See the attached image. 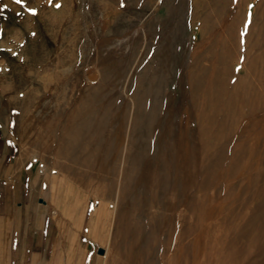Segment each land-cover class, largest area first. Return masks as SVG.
<instances>
[{
    "label": "rangeland",
    "instance_id": "374dc122",
    "mask_svg": "<svg viewBox=\"0 0 264 264\" xmlns=\"http://www.w3.org/2000/svg\"><path fill=\"white\" fill-rule=\"evenodd\" d=\"M0 135L57 264H264V0H0Z\"/></svg>",
    "mask_w": 264,
    "mask_h": 264
},
{
    "label": "crops",
    "instance_id": "0c3cea01",
    "mask_svg": "<svg viewBox=\"0 0 264 264\" xmlns=\"http://www.w3.org/2000/svg\"><path fill=\"white\" fill-rule=\"evenodd\" d=\"M25 163L17 141L0 135V264H57L53 218L41 198L33 202L32 186L23 182Z\"/></svg>",
    "mask_w": 264,
    "mask_h": 264
},
{
    "label": "bare ground",
    "instance_id": "6f19581e",
    "mask_svg": "<svg viewBox=\"0 0 264 264\" xmlns=\"http://www.w3.org/2000/svg\"><path fill=\"white\" fill-rule=\"evenodd\" d=\"M80 141V140H79ZM73 147L75 148L74 150L70 151V156L71 158H73L76 162L78 163H83L85 162L86 165H93L92 161L89 160L88 156H85L83 154H81L78 150L80 149L78 146L80 143L78 142V145L76 143H72ZM77 147L79 149H77ZM71 149V148H70ZM69 152V151H68ZM83 152V151H82ZM86 167V166H85ZM89 168V167H88ZM82 176V175H81ZM83 179V178H82ZM77 180V179H76ZM74 192V191H73ZM71 193V192H70ZM92 194V193H91ZM94 194V193H93ZM87 196V195H86ZM90 199V198H89ZM106 200V199H105ZM110 200V199H109ZM84 202V201H83ZM78 203H80V201L78 200ZM86 203V202H85ZM110 204V203H109ZM74 205V204H73ZM71 207V206H70ZM74 207V206H73ZM105 208V207H104ZM73 210V209H72ZM71 210V212H72ZM114 212V211H113ZM70 214V213H69ZM114 214V213H113ZM71 215H73V213H71ZM111 215V214H110ZM121 221V220H120ZM79 222V221H78ZM135 223V222H134ZM120 224V223H119ZM102 238V237H101ZM132 239V238H131ZM74 240V239H73ZM73 242V241H72ZM111 248V247H110ZM72 249V248H71Z\"/></svg>",
    "mask_w": 264,
    "mask_h": 264
},
{
    "label": "snow or ice",
    "instance_id": "6c2138e0",
    "mask_svg": "<svg viewBox=\"0 0 264 264\" xmlns=\"http://www.w3.org/2000/svg\"><path fill=\"white\" fill-rule=\"evenodd\" d=\"M15 2H16L17 4H23V3H25V2H26V0H15ZM4 7L6 8V7H7V5H4ZM30 11H32V12H35V10H34V9H31Z\"/></svg>",
    "mask_w": 264,
    "mask_h": 264
},
{
    "label": "water",
    "instance_id": "95a60500",
    "mask_svg": "<svg viewBox=\"0 0 264 264\" xmlns=\"http://www.w3.org/2000/svg\"><path fill=\"white\" fill-rule=\"evenodd\" d=\"M97 251L98 253L103 254L105 252V249L103 247H99Z\"/></svg>",
    "mask_w": 264,
    "mask_h": 264
}]
</instances>
